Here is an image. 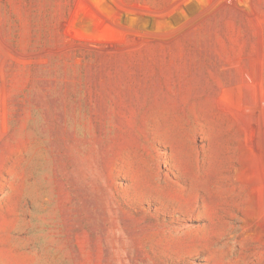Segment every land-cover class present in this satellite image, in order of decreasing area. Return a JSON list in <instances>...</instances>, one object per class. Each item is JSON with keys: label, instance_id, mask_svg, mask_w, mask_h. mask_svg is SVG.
<instances>
[{"label": "rangeland", "instance_id": "1", "mask_svg": "<svg viewBox=\"0 0 264 264\" xmlns=\"http://www.w3.org/2000/svg\"><path fill=\"white\" fill-rule=\"evenodd\" d=\"M0 264H264V0H0Z\"/></svg>", "mask_w": 264, "mask_h": 264}]
</instances>
